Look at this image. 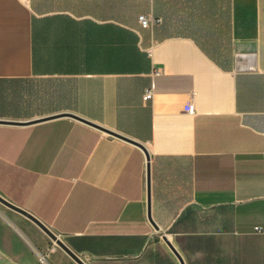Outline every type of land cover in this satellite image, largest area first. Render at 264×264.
I'll list each match as a JSON object with an SVG mask.
<instances>
[{
  "label": "crops",
  "instance_id": "1",
  "mask_svg": "<svg viewBox=\"0 0 264 264\" xmlns=\"http://www.w3.org/2000/svg\"><path fill=\"white\" fill-rule=\"evenodd\" d=\"M62 113L150 160L39 120ZM0 120H38L0 123V195L88 264H180L164 234L187 264H264V0H0ZM6 207L10 255L47 246Z\"/></svg>",
  "mask_w": 264,
  "mask_h": 264
},
{
  "label": "rangeland",
  "instance_id": "2",
  "mask_svg": "<svg viewBox=\"0 0 264 264\" xmlns=\"http://www.w3.org/2000/svg\"><path fill=\"white\" fill-rule=\"evenodd\" d=\"M4 209H7V207L0 202V211ZM158 239L163 244V238L159 236ZM53 246L57 248L55 250L59 251L53 252ZM23 249L24 247L21 241L10 233L8 226L4 223V219L0 215V264H53L51 262V257H53L58 264H78L51 239H48L47 246L41 250L37 249L34 254L28 255L25 258L10 255L11 253L19 252ZM199 259L200 264H207L206 255L203 254ZM151 263L163 264V249L153 254Z\"/></svg>",
  "mask_w": 264,
  "mask_h": 264
},
{
  "label": "water",
  "instance_id": "3",
  "mask_svg": "<svg viewBox=\"0 0 264 264\" xmlns=\"http://www.w3.org/2000/svg\"><path fill=\"white\" fill-rule=\"evenodd\" d=\"M59 116H69L78 120H81L85 123L91 124L95 127H98L100 129H102L103 131L112 134L114 136H118L121 137L127 141H130L136 145H138L139 147H141L147 156V159L150 160V154L149 151L147 149V147L137 141L134 140L128 136H125L123 134H120L114 130H111L109 128H106L100 124H97L91 120H88L82 116H79L78 114L75 113H62V114H54L51 116H47L46 118H42L39 120H44V119H49V118H54V117H59ZM38 120H32V121H28V122H19V121H9V120H0V123H11V124H25V123H31V122H35ZM147 182H148V217L149 220L151 221V223L153 224V226L156 229H160L159 225L155 222V220L152 217L151 214V168H150V164H148V168H147ZM0 202L3 203L4 205L17 210L23 214H25L27 217H29L31 220H33L40 228H42L48 235L49 237L61 248L63 249L75 262H77L78 264H88L80 255H78L75 251H73L61 238H59L57 236V234H55L49 227H47L45 224H43L38 218H36L33 214H31L30 212L20 208L19 206L13 204L12 202L8 201L6 198H4L2 195H0ZM1 213V212H0ZM165 240V242L168 244V246L170 247V249L173 251V253L177 256L180 264H187L183 255L180 253V251L176 248V246L173 244V242L168 238L167 235H163L162 236ZM39 254V253H38ZM40 255V254H39ZM42 257V256H41Z\"/></svg>",
  "mask_w": 264,
  "mask_h": 264
},
{
  "label": "built area",
  "instance_id": "4",
  "mask_svg": "<svg viewBox=\"0 0 264 264\" xmlns=\"http://www.w3.org/2000/svg\"><path fill=\"white\" fill-rule=\"evenodd\" d=\"M139 21L143 27H149L153 23L161 22V18L155 17V16H149L146 14H141L139 16ZM153 94H154V88H153V86H151V87L146 89L143 97L145 100H149L153 97ZM188 109H189V112L193 113L194 112V105L192 103L189 104Z\"/></svg>",
  "mask_w": 264,
  "mask_h": 264
}]
</instances>
